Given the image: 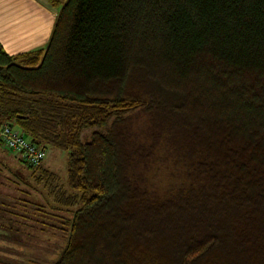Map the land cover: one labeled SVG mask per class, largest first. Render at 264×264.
Masks as SVG:
<instances>
[{"label":"trees","instance_id":"obj_1","mask_svg":"<svg viewBox=\"0 0 264 264\" xmlns=\"http://www.w3.org/2000/svg\"><path fill=\"white\" fill-rule=\"evenodd\" d=\"M55 2L46 48L0 43V121L66 150L68 184L0 160L5 238H65L51 264H264V0Z\"/></svg>","mask_w":264,"mask_h":264},{"label":"crops","instance_id":"obj_2","mask_svg":"<svg viewBox=\"0 0 264 264\" xmlns=\"http://www.w3.org/2000/svg\"><path fill=\"white\" fill-rule=\"evenodd\" d=\"M58 12L55 0H0V43L11 55L46 48Z\"/></svg>","mask_w":264,"mask_h":264},{"label":"rangeland","instance_id":"obj_3","mask_svg":"<svg viewBox=\"0 0 264 264\" xmlns=\"http://www.w3.org/2000/svg\"><path fill=\"white\" fill-rule=\"evenodd\" d=\"M3 147L5 149L0 148V158H1L0 160H2V163L7 162L6 160L10 161L11 163H15V158H14L15 151L10 149L6 145H3ZM46 163H47L46 167L48 169L54 171L59 175L60 180L63 184L64 183L68 184L69 153L66 150L58 149L55 147H48ZM7 173L13 175L12 172L10 173L7 172ZM29 181H31L32 184H35V182L32 181V179ZM4 182L5 185L11 187L10 189H6L7 188L6 186L5 188L4 187L1 188L5 189V192L7 194L16 195V192L13 189V184H9L6 178L4 179ZM40 186L38 187V189H36L37 188L36 187L31 191L32 194L28 195L29 198L42 200L41 197L44 196V194H46V189L44 186L42 185ZM55 212H59V211H55ZM61 213L64 214L65 212H61ZM44 219L41 217L36 218L35 221H33V219H27L31 224L30 225L31 227H28L27 229L31 231L32 234L36 235L38 232L36 231V227L34 225L37 226V229L41 226V223H36V222L48 223V221H50L47 217H44ZM3 232L0 230V260H2L6 264H9L10 262H17L18 260L19 262H22V264H51L55 257L54 249L56 252V250L60 248L59 247L60 244H63L65 242V238L58 237V239H55L53 238V236H46L43 233L41 234L38 233L44 238L50 237L52 245H48V244L40 245L44 242L39 244L33 239H30L31 237L30 235H28V237H24L23 242L18 243V242L10 241L7 238H5L6 236L4 235ZM56 240L59 242L56 243Z\"/></svg>","mask_w":264,"mask_h":264},{"label":"built area","instance_id":"obj_4","mask_svg":"<svg viewBox=\"0 0 264 264\" xmlns=\"http://www.w3.org/2000/svg\"><path fill=\"white\" fill-rule=\"evenodd\" d=\"M0 141L17 152H21L31 163L39 164L46 155L44 149L38 148L23 134L7 122L0 121Z\"/></svg>","mask_w":264,"mask_h":264}]
</instances>
